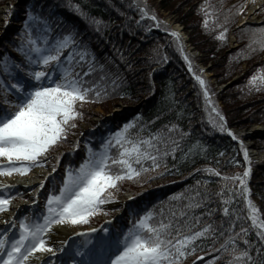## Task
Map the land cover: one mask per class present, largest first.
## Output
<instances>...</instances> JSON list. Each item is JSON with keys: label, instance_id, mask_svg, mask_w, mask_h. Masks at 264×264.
<instances>
[{"label": "trees", "instance_id": "1", "mask_svg": "<svg viewBox=\"0 0 264 264\" xmlns=\"http://www.w3.org/2000/svg\"><path fill=\"white\" fill-rule=\"evenodd\" d=\"M6 1L0 0V3ZM242 1L157 0L153 6L144 0H42L43 12L47 13L50 19L55 18L53 34L75 25L79 29L77 35L82 38L81 42L87 41L96 60L104 64L105 69L113 76L118 77L115 84L109 77L101 81L105 90L109 91L108 96L97 101L85 102H90L93 108L100 107L102 112L93 113L91 110L82 116L80 121L87 126L82 130L79 125H75L73 131L75 136L67 135L49 151L48 156L50 155L52 159L49 160L47 156L49 162L43 166L55 165V173L50 175L45 183L43 200L47 197L48 189L58 190L66 165L78 166L86 156L89 145L93 149L99 148L109 132L115 131L139 113L138 124L145 125L144 135L155 132L162 126L167 131L166 126L174 123L179 127L169 135H172L173 139L180 137V140L175 157L169 155L166 158V164L169 166L166 174L158 176L151 173L142 174L138 180L126 179L120 182L118 189H113L119 193L129 192L131 195L123 201V230L148 208L155 206L154 211L159 212L163 206L165 217L172 218L174 223L178 221L181 232L196 231L206 223L213 229L210 234L197 239L196 251L183 258L181 264H206V261L213 257H216L213 264H227L230 254L219 246L232 234L228 231L229 228L233 232H239L241 228L246 229L243 239L256 241L258 244L260 241L256 234L257 227L252 225L248 216L240 177L235 181L230 179L225 181L222 178L231 177L236 173L243 175L246 161L240 142L232 133L214 128L209 122V116L219 123V118L211 112V108L215 106L223 114L224 124L228 129L242 128L253 122L264 123V89L250 88L247 76L241 75L238 81L216 91L196 66L194 56L185 50L180 38L177 40L168 33L169 25L162 21L159 13L162 9L178 15L177 21L188 33V43L206 56L205 60L216 63L218 72H215V78L218 82H224L238 65L234 62L235 57L241 56L240 48L226 49V41L228 31L234 23L233 11ZM70 2L79 4L90 15L105 21L106 24L101 26V31L97 32L94 25L89 26L70 7ZM203 4H207L213 10L208 12L207 8L202 7ZM140 5H143L150 14L154 13L157 19L152 20L151 15L142 16ZM16 7L22 10L17 16L20 19L6 25L0 33V60L4 59V53H7L20 63L23 57L16 49L20 40L18 33L25 16V0L19 1ZM206 13L209 19L205 25ZM56 25L61 27L58 28ZM224 29L227 30L221 39L217 33ZM121 55L124 56L123 60L120 59ZM165 56L167 59H162ZM185 56L188 57L187 61L184 59ZM99 76L97 70L86 79L94 82ZM196 76L203 77L210 93L209 98L213 102L211 105L206 106L203 89ZM0 80H3L6 86H10L11 76L2 68ZM120 92H124L125 95L121 96ZM4 98L5 93L0 90V101ZM122 105L133 107L129 111L124 108L125 111L121 114L112 112L113 108ZM94 116L98 119L92 120ZM181 133L187 134L182 136ZM255 141V148L264 150V138H256ZM197 142L198 147L189 153V149ZM115 151L113 148L112 152ZM183 153L189 155L182 158ZM253 165L259 170L246 179L250 190L248 195L258 209L259 220H264V164L256 162ZM205 166L215 168L221 175L204 171ZM164 167L162 164L157 171ZM141 180L144 182H140ZM197 181H200L199 185L196 184ZM205 181H208L207 185ZM228 188L232 191L229 192ZM237 189H240L241 194H237ZM177 192L182 193L179 200L168 199ZM22 193V197H26V193ZM194 193L199 195L193 196ZM221 194L225 197L230 196L231 199L221 200ZM189 196H192L197 204L195 208L184 207L189 202L187 199ZM225 206L229 209L227 213L221 210ZM181 212H184L183 216L180 215ZM172 213H175L174 217ZM108 214H111V210L106 209V212L91 217L89 223H94L96 219ZM235 239L238 247H245L240 235ZM231 246V243L227 245L229 248ZM252 252H255V246ZM201 253L204 255L201 256Z\"/></svg>", "mask_w": 264, "mask_h": 264}, {"label": "snow or ice", "instance_id": "2", "mask_svg": "<svg viewBox=\"0 0 264 264\" xmlns=\"http://www.w3.org/2000/svg\"><path fill=\"white\" fill-rule=\"evenodd\" d=\"M70 7L89 26L94 25L97 32L106 24L99 17L90 15L79 4L70 2ZM139 7L142 16L151 15L152 20L157 19L155 14H150L143 5ZM202 7L207 8L208 12L213 10L207 4ZM11 8L12 6H9L6 10L9 14ZM243 10V6L235 8L236 12ZM53 19L55 18L50 19L49 15L43 12L42 0H31V3L25 0V16L18 33L20 40L16 49L23 59L17 63L4 53V59L0 60V68L11 76L10 86L0 80V90L5 93V98L0 101V176H23L33 167L46 165L51 148L67 137L69 129L75 127L76 118H82L81 105L86 101H97L108 96L109 91L105 90L101 81L109 77L115 84L118 79L105 69L104 64L96 60L88 42H81L82 38L77 35L79 29L75 25L53 34ZM204 19L206 25L209 19L207 13ZM8 22L9 17L6 15L4 24L7 25ZM226 30L218 32L217 36L223 39ZM248 31V53L264 49V24ZM172 35L179 39L176 31L172 30ZM120 59L123 60L124 56L121 55ZM162 59L166 60L167 57ZM184 59L187 61L188 57L185 56ZM97 70L100 73L99 79L94 82L86 79ZM196 80L203 89L206 106L211 105L213 102L209 98L210 93L203 77L196 76ZM248 83L252 89H264V72L258 69L249 77ZM8 92H12L11 99L7 98ZM120 95L125 93L120 92ZM211 112L219 118L217 123L216 119L209 116L212 126L219 128L221 132L231 133V129L225 127L224 116L219 109L213 106ZM139 119L140 114L137 113L136 117L109 132L99 148L93 149L89 145L86 156L78 166L66 165L58 190H47L42 208H37L36 201L45 181L42 179L32 187L33 198L28 200L27 210L17 206L14 216L18 218L9 216L4 229H0V264H30L31 258L37 253H47L48 257H51H45L40 264H181L183 258L196 251L195 242L213 231L211 225L206 223L196 231L181 232L178 221L174 223L172 218L165 217L163 206L159 212L154 211L155 206L142 212L134 222L129 223L122 235L117 233L114 237H99L93 243L90 234L95 232V229L78 227L72 235L79 233L84 239L77 243L74 249L64 247L68 243L66 240L56 246L48 242V234L54 231L55 225L88 224L91 217L106 212L104 206L108 201L116 199L113 189H118L121 181L138 180L146 173L155 176L167 173L169 166L166 164V158L169 155L175 157L180 140V137L173 139L169 133L179 126L169 124L166 126L167 131L162 126L155 132L144 135L145 125L138 124ZM186 134L181 133L182 136ZM232 135L239 139L234 133ZM75 146L74 144L73 147ZM196 147L198 142L189 149V153ZM240 147L245 161H249L250 157L243 141L240 142ZM113 148L116 149L115 153L112 152ZM189 153H183L182 158H186ZM56 160H59V154ZM162 164L165 167L157 171ZM203 170L221 175L210 166H205ZM248 173L249 167L245 166L242 176L236 173L231 177L222 178L225 181H235L240 177L248 216L252 225L257 227L256 234L260 242L257 244L256 241L243 239L246 229L241 228L239 232H233L229 228L228 231L232 234L219 246L230 254L227 264H264V220H259L258 209L249 198L250 190L246 184ZM43 175L46 179L50 176L49 173ZM204 183L207 185L208 181ZM196 184L199 185L200 181ZM16 187L15 183L0 181V213L9 209L12 194L23 196L22 192H16ZM228 191L231 192L232 189L228 188ZM222 192L223 188L220 189V193ZM237 194H241L240 189H237ZM198 195L199 193L193 194ZM181 196L182 193L177 192L168 199L179 200ZM187 199L189 202L184 205L186 209L197 206L192 196ZM230 199V196L221 194V200ZM221 210L224 213L229 211L227 206ZM180 215L183 216L184 212ZM172 216L174 217L175 213H172ZM104 231L108 232V229L105 228ZM237 235L241 236L245 247H238L235 239ZM229 243L231 248L227 247ZM57 252H61L60 259L55 256ZM203 255L204 253H201V256ZM215 259L216 257H213L206 261V264H213Z\"/></svg>", "mask_w": 264, "mask_h": 264}, {"label": "rangeland", "instance_id": "3", "mask_svg": "<svg viewBox=\"0 0 264 264\" xmlns=\"http://www.w3.org/2000/svg\"><path fill=\"white\" fill-rule=\"evenodd\" d=\"M21 0H13L9 1L7 0L4 3H0V33L3 32L6 25L4 24V17L8 15L9 17V23L12 24V12L15 13L14 7L18 4V2ZM148 3H152L153 6L157 3V0H144ZM242 3V4H241ZM239 5L237 6H243V12H236L233 11V26L230 28L227 34V41H226V49L231 50L233 48H240L241 56L235 57L234 62L238 64L235 67V70L231 73L229 78H227L224 82H218L215 78V72H218L217 65H215L212 60H205L206 56L202 55L197 49H195L192 45L188 43V33L182 28V25L177 21L176 14H173L171 12H168L166 10H159V13L161 14V19L164 23H167L169 25L170 30L168 31L169 34H172V30L176 31L179 34V38L182 41V44L185 47V50L191 55L194 56V62L199 70L206 76L208 81L213 85V87L218 90H222L226 85H228L231 82L238 81L241 75H246L247 80L249 77L256 73L259 69L260 71L264 72V49H257L255 51H252L250 54L248 53V50L246 48V45L248 44L249 39V31L248 29L252 27H258L261 24H264V1L261 3H257V0H243ZM9 6H12L10 14L7 11H2L3 8L8 9ZM158 8V7H157ZM22 12V10H21ZM20 12V13H21ZM15 20H19V17H15ZM15 22V21H14ZM243 22V23H241ZM7 24V25H8ZM176 27V28H175ZM142 102V101H140ZM138 105V104H137ZM2 106V105H0ZM133 106L131 105H122L119 108L122 110L126 108V111H129V109H132ZM116 108V107H115ZM93 113H99L102 112L100 107H92L90 102L83 103L80 107V111L83 112V116L86 115L89 112ZM121 110V111H122ZM125 110H123L124 112ZM114 112V111H112ZM116 113V112H115ZM118 113V112H117ZM81 118L75 119V125H79L81 129L83 130L87 125L82 123L80 121ZM98 117L94 116L92 120H97ZM74 128H70L68 132V136H75L73 135ZM231 133H234L237 137H239L238 141H243L247 151L248 155L250 157V160L245 163V166L249 167V173L248 176H251L252 173H255L259 170V168L256 165H253V163H262L264 164V150H257L255 148L256 144V138H264V123H257L253 122L247 126H244L242 128H233L231 127ZM49 160L52 159V157L49 155ZM48 160V162H49ZM253 162V163H252ZM35 170H37L39 173L34 174ZM53 170V166H36L33 167L29 173L25 175H19L14 174L13 176H0V181H8L10 183H15L17 185L16 190L21 189L25 190L23 192L28 193V199L24 202L20 199L11 200L9 202V209L6 210L3 213H0V216H2L4 213L10 212L11 208L14 205L22 204V202L26 203V205L21 206L25 210H27L28 200L32 199V187H34L40 180H46L44 173H50ZM42 188H40L39 192L40 195L37 198V208L40 207V199L42 195ZM113 194L116 196L115 201H108L107 204L104 206L106 209H114L115 206L122 207L120 204L121 200L126 199L129 196V192L126 193H119L118 190L114 191ZM12 206V207H11ZM122 211L120 208L115 209L113 214L109 217H104L102 220V224L97 225L95 228V231L98 232L101 227H105L108 230L111 229V223L115 221V219L121 218ZM11 216H14V211L12 212ZM14 218H18L15 217ZM97 221L94 223H97L99 221V218L96 219ZM6 221V220H5ZM5 221L2 220L3 225L0 227V229H4ZM55 228L63 229L65 228L68 232H76L78 227L83 226H73V225H55ZM87 228V227H83ZM56 231V230H54ZM51 231L50 233H52ZM117 234V232H115ZM115 234V235H116ZM49 235V234H48ZM40 253H37L36 255H39ZM42 254V253H41ZM30 264H33L30 262ZM36 264V262L34 263Z\"/></svg>", "mask_w": 264, "mask_h": 264}, {"label": "bare ground", "instance_id": "4", "mask_svg": "<svg viewBox=\"0 0 264 264\" xmlns=\"http://www.w3.org/2000/svg\"><path fill=\"white\" fill-rule=\"evenodd\" d=\"M263 1L264 0H257V3L259 4V3L263 2ZM14 9H15V13L12 12L11 16H12V20L16 21L14 18L20 15L21 9L17 8V7L16 8L14 7ZM6 10H7L6 8L2 9V11H4V12ZM120 110H121V108H119V107H116V108L112 109V111H114V112H119ZM38 173L39 172L37 170H35L33 175L38 174ZM17 206L21 207V205H15L14 207L11 208L10 212H13L16 209ZM9 213H4L2 216H0V227L3 225L2 220L5 221V220L8 219ZM54 230H56V231H53L52 233H49V241H48L50 243H53L54 246L58 245L61 241H65V240L67 242H70V241H74V240L77 241L78 239L79 240L83 239V238H81L82 236L80 234H78V233L75 236L73 235L74 237H68V234L70 235L71 232H68V230L66 231L65 228L60 230V228H55L54 227ZM97 233H99V231ZM97 233H95V234H97ZM110 233L108 234V232H107V233L103 234L102 232H100V234H102V235H99L98 237L96 235H94V236H96V237H94V241H96L99 237H109ZM90 235L93 236V233H91ZM77 243H79V242L77 241ZM65 246H66V248L68 247V245H65ZM37 256L39 257V259H37ZM47 256H48L47 253H42L40 255H35V256H33L31 258L30 262L33 263V264L36 262L38 264V263H40L41 260H43ZM55 256H56L57 259H60V256L58 254H55ZM48 258L50 259L51 257H48Z\"/></svg>", "mask_w": 264, "mask_h": 264}]
</instances>
